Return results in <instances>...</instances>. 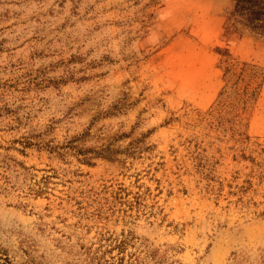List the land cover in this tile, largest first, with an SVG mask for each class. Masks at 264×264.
<instances>
[{"label":"rangeland","instance_id":"374dc122","mask_svg":"<svg viewBox=\"0 0 264 264\" xmlns=\"http://www.w3.org/2000/svg\"><path fill=\"white\" fill-rule=\"evenodd\" d=\"M214 3L0 0V264H264V44Z\"/></svg>","mask_w":264,"mask_h":264},{"label":"trees","instance_id":"16d2710c","mask_svg":"<svg viewBox=\"0 0 264 264\" xmlns=\"http://www.w3.org/2000/svg\"><path fill=\"white\" fill-rule=\"evenodd\" d=\"M226 3L227 0H224V8ZM226 17L236 19L240 30H244V32H240L241 34L264 39V0H231V6L227 10ZM239 61L242 63V67L238 70L237 76L240 81L244 78L243 95L245 97L243 103H246L248 98L253 103L257 99L262 86L264 68L255 62L250 65L248 61ZM248 66L251 67L246 70L245 68ZM258 70L260 71L259 75ZM130 264L136 263L130 262Z\"/></svg>","mask_w":264,"mask_h":264},{"label":"crops","instance_id":"0c3cea01","mask_svg":"<svg viewBox=\"0 0 264 264\" xmlns=\"http://www.w3.org/2000/svg\"><path fill=\"white\" fill-rule=\"evenodd\" d=\"M222 1V6L220 5L219 7L214 3L212 5V10L211 11V8L207 11V14L209 13V17L211 19H214V25L212 26L213 27V30H211L209 28V31H207L210 35L209 37L212 38V40L214 41L213 43H219L220 40H222L223 38V29H224V0H221ZM195 12V15L197 16L200 15V12ZM204 15V14H203ZM207 20L206 19V25H207ZM191 28H193L191 26ZM202 28H206V26H200L198 29H199V33H198V36H200L199 38H204L203 34H204V31L202 30ZM191 31L188 30V33H186V35L190 34ZM191 36V35H190ZM203 36V37H202ZM254 41L255 44H257V47L261 44H264V39L263 38H254L252 36H248V35H244V34H240V36H237L235 38L234 41H232V50H234V53H240L239 51V47H240V44L242 43H249V42H252ZM239 46V47H237ZM253 48V47H252ZM235 58H237L238 60H242V61H253L255 63H257L258 65L262 66L264 68V66L262 64L259 63V61H256V60H253L251 58H248V56H243L242 54H235L234 56ZM264 86V78H263V82H262V86H261V89L263 88Z\"/></svg>","mask_w":264,"mask_h":264}]
</instances>
